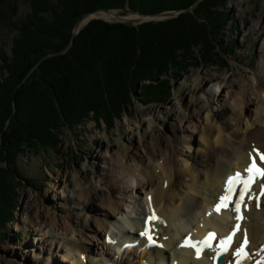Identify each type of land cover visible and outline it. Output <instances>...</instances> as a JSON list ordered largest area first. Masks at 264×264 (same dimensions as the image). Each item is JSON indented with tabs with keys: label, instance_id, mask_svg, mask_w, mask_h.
Returning a JSON list of instances; mask_svg holds the SVG:
<instances>
[{
	"label": "rangeland",
	"instance_id": "374dc122",
	"mask_svg": "<svg viewBox=\"0 0 264 264\" xmlns=\"http://www.w3.org/2000/svg\"><path fill=\"white\" fill-rule=\"evenodd\" d=\"M141 1L143 0H132L134 8L130 6L129 1L125 6L99 8L87 14L98 11H101L99 13L109 11L110 14L117 12V18L124 19H127L125 17L128 14H133L144 18L142 21L135 19L108 21L93 14L96 19L86 25L83 24L77 33L75 28L86 14L74 27L67 46H70L69 51L75 46L81 32L94 21L110 26L129 27V30L123 29L119 34H116L114 30L115 33L109 35L107 34L109 29L106 26L100 29L103 32L98 30L100 31L98 32L100 42L98 48L106 51V55L102 56L106 57L105 66L108 72L105 76H110L104 78L103 87L114 84V88H121V91L128 92L124 100L121 98L120 101L116 98L119 92L105 94L104 97L108 96L107 103L110 104L107 107L109 114H105L104 118L101 117L102 111H99L98 116L90 112L80 124L63 128L60 132L61 142L55 151L51 149L40 153L28 151L20 157L18 162L22 178L21 185H18L19 188L15 191L16 208L11 210L12 219L8 220L3 228L0 225L2 228L0 230V264H45L43 258L49 260L50 264H77L79 259L83 264H113L111 261L104 262L108 261V258L104 259L103 256L107 248L105 243L108 247L111 246L107 240L117 241V243L114 242L116 245L112 244L116 250L112 249L113 246L110 247L111 253L113 252L111 259L117 258L121 264H141L139 260H136L137 250L125 252L123 256L119 254L122 249H126L125 245L123 248L120 246V241L123 238H126L125 241L129 240L128 230L132 227L130 232H133L135 223L137 228L141 227L142 216L145 215L144 220L147 216H156L149 199L150 205L146 201V196L151 197L156 189H154L155 186L148 187V185L146 189H143L142 185L134 180V177L140 176V173L137 171L131 174L126 173L124 170L127 169L123 170L118 164H138L141 170L149 167L151 174L165 176L161 170L162 162H164V159L160 157L161 153H158L159 157L157 156L159 160L155 158L156 166L153 160H150L154 157H150L149 154L157 151L156 146L153 147L151 144L153 141L144 134L146 124L151 118L148 113L156 109L152 116L153 122L155 121L160 131L162 130L167 136L163 139V152L173 150L171 152L176 167L173 173L175 176L177 170L186 168V164L193 166L199 163L198 156L202 155L203 147H207L203 144L200 131L208 127L206 119L209 112L216 113L222 110L217 97L207 103V95L203 91L192 92L198 85L206 87L215 94L219 92V82L207 84L204 77L213 76L214 79L225 77V85L228 86L229 82H235L236 76L240 74L241 78L237 80L238 88L244 89L249 99L261 102L263 99L262 103H264V87L260 98L249 88L250 85L253 88L258 87V80L264 82V0H208L207 5H203L205 7L201 10L199 5L206 0H197L195 5L188 8H183L187 5L185 2L175 0L171 9L163 10L158 14L149 13L150 9L144 8ZM156 1L159 0H150L149 5ZM30 2L31 0H3L0 3L1 71H4L3 67H5L4 57L8 59L12 56L14 40L20 33L21 22L31 11ZM243 4H246L248 8L243 17H240L236 7ZM145 11L146 13H143ZM186 14L193 18L179 22L178 19ZM162 24L165 25L160 26ZM146 25H156V27ZM74 34L76 37L72 41ZM121 39L125 41V45L121 47L122 50L114 46L120 43ZM110 50L112 51L108 52ZM208 50L210 52L207 54ZM62 51L48 54L40 60L17 87V92L25 84L34 82L36 73L45 60L63 57L69 53L68 51L60 54ZM93 53L95 55L96 51L91 52L89 57L93 60H88L95 73L104 63L94 62ZM169 57L173 60L167 65L165 59ZM138 62H141V67L137 77L144 74L153 75L150 72L152 68L164 72V75L155 84L139 82L135 88L132 87L133 82L124 85L121 75L129 76L131 74L128 71L129 67ZM77 66L79 68L77 70L81 71V64ZM54 68L61 70L58 67ZM70 68L74 70L72 64ZM88 76L91 77L87 75V72L76 73L74 77L68 73L64 77L66 78L64 82L75 93L78 85L84 86L87 93L92 90L91 81L93 82V79L90 80ZM130 78H132L131 75ZM249 81H252L251 84L248 83ZM130 86L132 88L129 90ZM239 89H235L238 91L234 92L232 99L227 94V88L224 89L225 96L222 103L228 105L230 110L229 108L226 110L224 121L217 119V122L224 124L226 129L237 124L232 109L239 108L237 106V99L241 98ZM100 95L102 97L103 93ZM110 96L113 97L112 100L109 99ZM35 97L33 94L31 99L34 100ZM97 97L98 92H93V99H98ZM179 100L181 105L176 103ZM202 102L204 105L201 106ZM17 105L15 102L13 116L17 114ZM173 108L181 113V118L174 116L176 111L173 112ZM168 110H172L171 120L165 115ZM251 113L254 115L253 107H251ZM189 117L192 120L190 124L187 123ZM247 122L245 120V125ZM190 125L193 126L190 128ZM217 130L212 131V139L220 137ZM150 131L148 128V133ZM152 133L153 131L149 135ZM241 139L237 141L241 142ZM106 141L110 143L107 149ZM201 177L204 178L203 173ZM141 178L140 176L138 179L141 180ZM192 183V179L188 178L184 182V187L180 185L179 189L182 191L179 196L185 198L186 195L184 197L183 194L189 196L194 193ZM167 185L165 183L166 188H168ZM82 189L90 190L88 201H85L88 202L86 205L79 199H75V190ZM113 201L122 207L121 211H114L115 208L110 205ZM108 203L110 207L107 206ZM162 204L165 206V203ZM147 207L150 208L148 214L145 211ZM2 214H6V211H2ZM101 219L105 222L102 221L100 225ZM65 223H68L71 230L64 226ZM154 225L155 223L152 227L157 230V226ZM121 228L125 231H120ZM132 235L134 234H130ZM79 246L83 248V252L85 251L81 256H79ZM69 252H72L74 259L63 261V256L70 255ZM83 256L85 260H82Z\"/></svg>",
	"mask_w": 264,
	"mask_h": 264
},
{
	"label": "bare ground",
	"instance_id": "6f19581e",
	"mask_svg": "<svg viewBox=\"0 0 264 264\" xmlns=\"http://www.w3.org/2000/svg\"><path fill=\"white\" fill-rule=\"evenodd\" d=\"M247 8L248 6L246 4L236 7V10L239 12L240 17H243L242 15L245 14ZM116 15L117 12H114L112 14L98 13L94 16L106 19L108 21H115L119 19V17L117 18ZM125 18H127L126 20H144V18L139 17V15L133 14H128V16ZM250 27H252V25H250ZM240 76L241 75L238 74L236 76V81L233 83L229 82L228 86L225 85V77L216 79H214L213 76L204 77L203 79L207 84H213L215 81L219 82V92H217V94L207 90L206 87L203 88L199 85L195 86L192 92L196 93L197 90L203 91L205 95H207V103L212 102V100L217 97L218 102L222 105V110L217 111L216 113H214L215 111L209 112L206 119L208 127L206 126L207 128L205 130L200 131L201 138L203 137V144L207 145V147H203L202 145V155L198 156L199 165L197 164L189 166L186 164V168H184V170H177L175 176H173V173L175 171L174 169L176 168L175 164L173 163V150L163 152L162 143L163 139H165L167 136H165L166 134L162 132V130L160 131L155 121L153 122L152 116L156 112V109H152L150 113H148L151 118H149V121L146 124L144 134L145 136H148L150 141H153V143L151 144L153 147L156 146L157 151L154 154H149L150 157H154L150 158V160H153L152 162L154 164L155 158L158 159L159 157L158 153H161L160 157L164 159V162H162L163 165L161 166V170L165 176L151 174L149 167H145L144 170H141L139 169L140 166H138V164L126 165L124 163H121L118 164V166L123 168V170L124 168H126L127 170H124L126 173L131 174L133 171H137V173L139 172L140 176L142 177L141 180L138 179L140 177L139 175L135 176L134 180L136 181V183L138 182L139 184H141L143 189H146L147 185L148 187L155 186L154 189L156 190L151 196L150 203L153 207V211L156 212V217H161L162 221L161 223L159 221L158 225L157 223H155L154 226H157V230H155L152 225L150 230L152 237L158 240L163 245V248L159 249L155 247H146L148 241L144 236L140 235V233L144 232L145 220H143L141 222V227L137 228V224H134L135 226L133 228V232H130V229H132V227L129 228V240L125 241L126 238H123L122 241H120V246L123 248V246L125 245L126 247L125 250L121 248L122 252H118L119 254H121V256H123L125 252H133L134 250H137L138 257L136 258V260H139L141 264H214L213 257L215 249H208L206 252L202 253V257L200 256L199 258H197L195 248L187 246L181 247V245L184 244V241L186 239H190L192 242L201 241L203 235L211 231H217L218 234L222 237L226 236L233 232L236 224H239L240 229L239 231H236V240L234 242L233 249H237L240 247L246 231L248 241L250 242L248 248L250 249L251 253V258L249 259V261H245L242 264H258V262L259 264H264V195H262L261 200L257 202L260 195L261 185L264 184V180H258L256 182V185L253 188L254 192L251 191V193L248 194V197L245 199L242 211H239V213H236L232 207L222 210L221 213H217L214 210V206L218 204V197L225 193V186L228 177L235 175V172H244L245 168H247L252 162L251 157H255L256 162L259 161L258 163H260L264 168V163H261L260 158L259 156H257V153L255 151L258 150L259 152L264 153L263 99H261L262 102L260 100L249 99L246 95L247 92L242 88H238L239 85L237 84V82L240 80ZM258 81V87L253 88L250 85L249 88L260 98V96L262 95L261 92L264 90H262V88L264 87V82L261 80ZM251 82L252 81H249L248 83L251 84ZM226 88L227 94L231 97L230 99H232L234 92L238 91L235 89H239V93L241 94V98L237 99V106L240 109L237 108L236 110L234 108L235 111L232 109V113H234V120L237 121V124H233L228 129L224 127V124L217 122V119H221L223 121L226 119V110L229 108L228 105H223L222 103L225 96L224 89ZM195 93L189 94L194 95ZM176 103L177 105H181L180 100ZM202 105H204V102L201 103V106ZM251 107H253L254 115L251 113ZM171 111L168 110L165 114L170 120L172 119ZM175 111L176 110H174L173 108V112ZM174 116H176V118H181L182 115L179 111H176L174 113ZM190 119L191 118L189 117V119L187 120L188 124L192 122V120ZM250 119L252 120L250 121ZM150 120H152L153 123ZM245 120L248 121L246 125ZM192 126L193 125H190L189 127L191 128ZM147 127L150 128L151 131H153L152 135H149L151 131L148 133ZM214 129H218V135H220L219 138H211V133ZM237 138H242L241 142H238ZM105 146L107 149L110 146V143L106 141ZM125 153L127 154V152ZM214 160L215 164H213ZM156 163L154 164V166H156ZM160 165L161 164H159V166ZM197 166H200L201 169ZM202 168H205V170H202ZM87 171L89 170L87 169ZM92 173L95 174V172ZM202 173L204 174V178L201 177ZM188 178L192 179V192L194 193H191L189 196L188 194H183L184 197L185 195L186 197L182 198V196H179V193L182 191L181 189H179V187L180 185L184 187V182ZM165 183L168 184V188H166ZM89 191L90 190L87 189L75 190V199H79V201L86 205L88 202L85 201H88L87 198H89ZM149 197L146 196L148 205H150V203L148 202ZM102 199L105 200V198ZM162 203H165V206ZM110 205L115 208L114 211L118 212L122 209V207L120 205H117L114 201L113 203L110 202ZM110 205L108 203L107 206L110 207ZM145 211L147 214L150 213L149 207H147ZM209 213H211V215H209ZM238 215L241 216L242 219L237 220ZM143 217L145 218V215L142 216V218ZM49 220L51 222H55L51 219ZM99 221L100 225L102 224V221L103 223L105 222V220L103 219ZM64 226L67 229L71 230L68 223H65ZM52 227H54V225H52ZM120 231H125V229L121 228ZM129 233L134 235L130 236ZM107 241L111 246H113L112 244L116 245V243L111 240ZM136 241L138 242L135 247L134 242ZM105 247H107L104 251L105 255H102L105 257L104 259L108 258V261L105 260L104 262L108 263L109 261H111L113 264H121V262L119 263V259H111L113 252L111 253V249L106 245V243ZM108 249L109 251H107ZM112 249L116 250L115 247ZM78 251L79 256L85 253V251L83 252V248L81 246H79ZM115 252L117 253V251ZM115 252L114 254H116ZM71 253L69 252L70 255L63 256L62 260L66 262L72 261L74 258H72ZM84 257L85 256H83L82 260H85ZM26 261L28 262L29 260ZM234 261L235 256L230 253L225 257L224 261L221 264H234ZM43 262H45V264H50L49 260L44 258ZM77 264H83L81 259L77 261Z\"/></svg>",
	"mask_w": 264,
	"mask_h": 264
},
{
	"label": "trees",
	"instance_id": "16d2710c",
	"mask_svg": "<svg viewBox=\"0 0 264 264\" xmlns=\"http://www.w3.org/2000/svg\"><path fill=\"white\" fill-rule=\"evenodd\" d=\"M2 1L0 0V3ZM129 1L131 6L132 0H58L57 2L53 0H31V11L21 22L20 33L14 40L12 56L8 59L4 57V71L0 70V225L2 228L8 220L12 219L13 212L11 210L16 208L17 196L15 191L19 188L18 185H21L22 178L18 162L20 157L28 151H35L36 153L48 149L55 151L61 142L60 132L62 129L80 124L90 112L98 116L99 111H102L101 117L105 118V114H109L107 107L110 106L107 103L108 96L104 97L105 94L119 92L120 95L119 93L116 95L117 100L120 101L121 98L124 100L128 91H121V88L116 89L114 84L103 87V83L105 85L104 78L110 76H105L108 72L105 66L106 57L103 58L102 56L106 55V51L98 48L100 43L98 32L106 26L109 29L108 35L115 32L119 34L123 29L129 30V27L125 25L110 26L103 22L94 21L77 37L75 46L67 55L45 60L40 65L33 83L25 84L18 92L17 87L46 55L62 51L68 46L74 27L84 15L99 8L110 9L125 6ZM149 1L143 0L141 4H144V8L150 9L148 11L152 14L171 9L173 2H175V0H159L149 5ZM182 1L187 4L183 8L191 7L197 2V0ZM207 3L208 0L201 2L199 10L203 9L205 7L203 5H207ZM131 7L134 8L135 6L132 5ZM192 18L186 14L181 16L178 21H189ZM163 25L165 24L160 26ZM148 27H156V25ZM124 43L125 41L121 39L119 45L114 46L122 50L121 47ZM93 51H96L95 55L93 53L94 62L104 63L102 67L99 66V71L97 70L95 73L89 61L93 60L92 57L89 58ZM206 52L208 54L210 51ZM172 60L169 57L165 59V63L168 65ZM71 64L74 70L70 68ZM80 64L84 66H80L82 72L77 70L79 69L77 65ZM140 64L141 62H138L129 67L128 71L132 78L130 75H121L124 85L133 82L132 87L135 88L139 82H149V85L150 83L155 84L164 75V72L152 68L150 72L153 75L144 74L137 77ZM83 72L91 75L88 78L93 79V82L91 81L92 87L90 86L92 90L86 93L85 87L78 85L75 93L70 86L66 85L64 82L66 78L64 77L68 73L74 77L76 73ZM132 87L130 86L129 90ZM93 92H98V99H93ZM32 93L36 96L34 100L31 99ZM102 93L103 96L101 97L100 94ZM111 96L109 99L112 100L113 97ZM15 102L18 104V109L17 114L13 116ZM2 211H6V214H2Z\"/></svg>",
	"mask_w": 264,
	"mask_h": 264
},
{
	"label": "snow or ice",
	"instance_id": "6c2138e0",
	"mask_svg": "<svg viewBox=\"0 0 264 264\" xmlns=\"http://www.w3.org/2000/svg\"><path fill=\"white\" fill-rule=\"evenodd\" d=\"M255 151L257 153V156H259L261 163H264V153H261L258 150ZM251 160L252 162L245 169V172L248 173L247 177H244L239 172L235 173V175L233 176L228 177L225 186V195H222L220 197V203H218L215 206V211L217 213L220 212L222 206L224 208H227L230 203H233L231 197L233 196V194L236 193V186L242 185L239 188L238 197L234 202L235 206L233 209L235 212L239 213L240 205L244 201L245 195L250 191L252 183H254L257 178L264 180V168L257 165L255 157H251ZM261 189H262V194H264V184L261 185ZM149 201H151V197H149ZM209 215H211V213H209ZM154 219H158V218L155 215L148 217L147 221L145 222L146 223L145 231L140 233L141 236L147 238L150 244H154L155 241L151 235V230L148 228L147 225L149 224L150 221ZM239 219H242V217L238 215L237 220ZM239 229H240V225L236 224L233 232L220 241L219 247L221 248V252H219L218 255L226 253L228 251V247L231 245L233 236H235L236 231H239ZM215 235H216L215 233H209L208 237H206L203 241H196V242H192L190 239H186L184 241V244L181 245V247L187 246V247L195 248L197 258H199L202 251V247H207V248L213 247L212 244L210 243V238H214ZM248 242L249 241H248L247 232L245 231L244 239L241 242L240 247L236 249L234 256L236 257L246 256L247 253L245 251V248ZM237 264H239V261H237Z\"/></svg>",
	"mask_w": 264,
	"mask_h": 264
},
{
	"label": "water",
	"instance_id": "95a60500",
	"mask_svg": "<svg viewBox=\"0 0 264 264\" xmlns=\"http://www.w3.org/2000/svg\"><path fill=\"white\" fill-rule=\"evenodd\" d=\"M99 12H101V11L94 12V13H92V14H87L83 19H81V21L77 24V26H76V28H75V30L77 31V33H78V30L81 28V26H82L83 24L86 25V24H87L88 22H90L91 20L96 19V18L93 17V14H96V13H99ZM102 12H103V11H102ZM104 12H106V13H110L109 11H104ZM118 21H129V20H126V19H124L123 17H119ZM84 22H85V23H84ZM83 27H84V26H83ZM75 37H76V34H74V37H73V40H72V41H74ZM69 49H70V46L67 47L65 50H63L62 53H60V54H63V53L68 52Z\"/></svg>",
	"mask_w": 264,
	"mask_h": 264
}]
</instances>
